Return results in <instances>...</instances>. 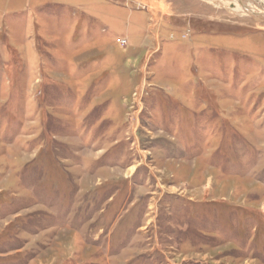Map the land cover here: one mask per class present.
Segmentation results:
<instances>
[{
  "label": "rangeland",
  "instance_id": "1",
  "mask_svg": "<svg viewBox=\"0 0 264 264\" xmlns=\"http://www.w3.org/2000/svg\"><path fill=\"white\" fill-rule=\"evenodd\" d=\"M243 1L0 0V264H264Z\"/></svg>",
  "mask_w": 264,
  "mask_h": 264
},
{
  "label": "bare ground",
  "instance_id": "2",
  "mask_svg": "<svg viewBox=\"0 0 264 264\" xmlns=\"http://www.w3.org/2000/svg\"><path fill=\"white\" fill-rule=\"evenodd\" d=\"M205 1L214 3L218 6H222L223 3L232 4V6H233L232 11H234L240 15H249V14L252 15L253 14V15L259 16V14L262 13V12H258L256 10V8H253L251 6L252 5L251 3H249L250 5L245 4V2L243 0H205ZM253 3H254V1H253ZM255 5H258V4H255Z\"/></svg>",
  "mask_w": 264,
  "mask_h": 264
}]
</instances>
